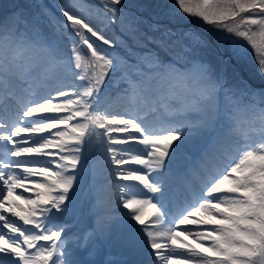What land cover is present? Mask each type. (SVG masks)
Wrapping results in <instances>:
<instances>
[{"label": "snow or ice", "instance_id": "snow-or-ice-1", "mask_svg": "<svg viewBox=\"0 0 264 264\" xmlns=\"http://www.w3.org/2000/svg\"><path fill=\"white\" fill-rule=\"evenodd\" d=\"M174 2L207 26L179 48L170 28L140 34L123 0L17 8L0 24V264H92L102 235L134 264H264V0ZM117 27L154 48L118 54ZM249 50L259 87L234 75ZM94 153L116 212L70 242L57 220Z\"/></svg>", "mask_w": 264, "mask_h": 264}, {"label": "trees", "instance_id": "trees-1", "mask_svg": "<svg viewBox=\"0 0 264 264\" xmlns=\"http://www.w3.org/2000/svg\"><path fill=\"white\" fill-rule=\"evenodd\" d=\"M61 2V0H57ZM75 2V0H74ZM90 3L98 4L99 0H89ZM43 4L49 6L52 10H55L54 7L47 0H0V16L6 19L7 22H11V14L17 10V8L25 9L30 16L35 15L38 9L36 5ZM142 4V5H140ZM155 4V5H154ZM125 5V2H123ZM154 5L153 8H151ZM134 8V7H130ZM139 19L141 23L139 24L140 34L153 35V27L170 28L175 30L177 34L172 40L175 41V47L183 43H186L187 40L184 37L185 32H202L207 30V26L201 22H193L194 18H186L178 5L175 4L174 0H159L157 3L155 1H147L144 3H139ZM151 8V9H150ZM182 13V14H179ZM87 14V13H85ZM56 15H59L56 13ZM91 22L96 25H101L102 23H107L106 18L103 16L102 12H97L95 9L92 10V15L90 17ZM5 21V22H6ZM46 22L43 23V27H46ZM48 27V26H47ZM159 35V33H155ZM116 39L123 37L127 41L126 45H131L133 43L132 38L126 36L123 32L119 30V27L116 28L114 33ZM153 45V44H149ZM167 56L170 53H165ZM234 75L237 78L238 82H247L249 85L256 87L260 86L262 81L256 71V65L253 60L251 51L249 50L248 55L246 56L243 62H237L234 68Z\"/></svg>", "mask_w": 264, "mask_h": 264}, {"label": "rangeland", "instance_id": "rangeland-1", "mask_svg": "<svg viewBox=\"0 0 264 264\" xmlns=\"http://www.w3.org/2000/svg\"><path fill=\"white\" fill-rule=\"evenodd\" d=\"M144 1L145 0H123V2H125V6H127L128 8L134 7L133 9L130 8L131 12H135L136 9L139 10L137 8L138 4L144 3ZM147 1H155L157 3V1H159V0H147ZM53 4H54V2H53ZM140 5H142V4H140ZM154 5L151 8H153ZM179 14H182V13L179 12ZM5 21H6V19H4L2 16H0V24L4 23ZM193 22H200V21L198 19L194 18ZM46 29H47V27H46ZM45 31H47V30H45ZM125 47H127V46L125 45ZM141 52H142V50H140V52L138 54H136L137 57L141 54ZM130 54H131V56H133L132 52ZM123 102H126V101H122L118 97L114 98V103L119 104V103H123ZM192 151H193V153H195V149H193ZM94 157L95 156L91 155L88 157V160L93 161ZM96 161L99 162V164H96V163L89 164V162H86V159H85L84 170L89 168L92 170V172L91 171H83V174L80 177L79 188L77 189V195L73 201L74 212L67 214V215H64V217L66 216L64 219V222H62L61 219L57 220V223L66 224L67 227L71 230L66 236V238L70 242L73 240V238L71 236L72 233H81L82 232V223H85V225H86V224H92L94 222L95 216L91 212H93L95 210V208H91V209L88 208L89 204L91 202H93L92 197H94L95 200L97 201L100 197L105 198L107 193L108 194L110 193V195H111L110 190L107 189V180H106L103 168H100V165H102V157L97 156ZM95 170H98L99 172L96 173ZM89 179L92 180L91 183H94V185H92L91 188L89 185L90 182L88 181ZM98 182H102V183L100 186H97L95 189V186L97 185L96 183H98ZM104 187H106L107 190H104ZM110 200H111V205H113V206L109 209V211H111L109 213H106V211L102 209L103 207L101 205L103 204V202L99 201V200L97 201V202H99V205L102 207V208H100L101 210L99 212L96 211L97 217H107V216H114L115 215L116 207H115V204L112 203V201L114 200V197L112 196L110 198ZM145 212L150 214L152 212L151 208H147V206H146ZM102 214H104V215L102 216ZM110 223H113V230L110 229V233L115 232V231L120 232V230L121 231L123 230L122 227L117 225V222L115 219L109 221V224ZM95 225H96V223H93L92 225H90V227L94 228ZM102 237H105V236L102 235V236H99L97 238L96 246H95L96 250L94 253V255L96 254L98 258L101 256L98 259L99 263H101L103 261V264H130V260H128L126 258L127 254H130L132 256H134V255L129 251V249L124 244L119 242L118 238L114 239L115 237H112L111 240H113V241H111V240L108 241L106 239L107 238L106 237L105 239H103L104 244L101 245L100 239ZM184 239H187L189 243H194V240L190 237H184ZM73 247H74V244H73ZM106 249H108L110 251V253H108L109 251L107 252ZM77 252L81 256L84 255L83 252H81V250H79V249H77ZM91 257L92 256H90L89 259H91ZM85 258L88 259V257H85ZM132 260H134V259L132 258Z\"/></svg>", "mask_w": 264, "mask_h": 264}, {"label": "bare ground", "instance_id": "bare-ground-1", "mask_svg": "<svg viewBox=\"0 0 264 264\" xmlns=\"http://www.w3.org/2000/svg\"><path fill=\"white\" fill-rule=\"evenodd\" d=\"M196 179V177H191L190 179H188V180H185V181H183V182H181V185L184 183V182H189L190 184L194 181ZM176 200H180L181 198H178V196L175 198ZM103 202H107V203H109L110 201H108V200H104ZM66 217V216H65ZM65 217L64 216H61V217H59L58 219H65ZM98 257H97V255L94 257V259H97ZM91 262H92V264H99L98 262H96V261H94L93 260V257H92V259L90 260Z\"/></svg>", "mask_w": 264, "mask_h": 264}]
</instances>
